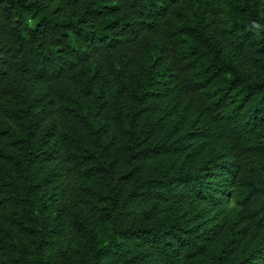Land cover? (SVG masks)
<instances>
[{
    "label": "trees",
    "instance_id": "16d2710c",
    "mask_svg": "<svg viewBox=\"0 0 264 264\" xmlns=\"http://www.w3.org/2000/svg\"><path fill=\"white\" fill-rule=\"evenodd\" d=\"M0 264H264V0H0Z\"/></svg>",
    "mask_w": 264,
    "mask_h": 264
}]
</instances>
